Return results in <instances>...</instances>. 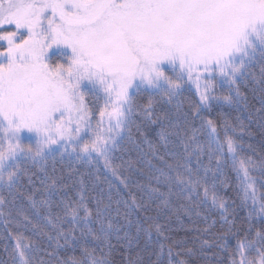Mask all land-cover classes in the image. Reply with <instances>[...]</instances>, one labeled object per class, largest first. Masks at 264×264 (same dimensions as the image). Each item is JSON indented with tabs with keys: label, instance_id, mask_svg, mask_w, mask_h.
Segmentation results:
<instances>
[{
	"label": "snow or ice",
	"instance_id": "1",
	"mask_svg": "<svg viewBox=\"0 0 264 264\" xmlns=\"http://www.w3.org/2000/svg\"><path fill=\"white\" fill-rule=\"evenodd\" d=\"M249 78L264 88V0H0V218L13 241L4 249L11 264H114L113 236L128 245L141 232L169 239L151 216L137 221L136 236L125 229L134 210L172 209L173 198L187 202L178 215L209 202L220 212L223 230L199 245L218 249L216 264H264V223H253L264 217L256 187L264 154L250 144L252 154L244 152L239 117L207 115L215 104L244 103ZM125 140L147 144L145 155L160 162L147 160L139 200L130 192L123 211L120 201L113 210L111 195L89 198L83 174L75 198L52 199L69 187L55 174L58 157L91 166L96 181L103 163L127 189L129 177L114 165ZM228 169L242 203L252 204L239 224L218 190L230 186ZM175 243H161L158 259L167 247V264H188L183 255L194 250L175 251ZM77 245L79 255L57 254Z\"/></svg>",
	"mask_w": 264,
	"mask_h": 264
},
{
	"label": "trees",
	"instance_id": "2",
	"mask_svg": "<svg viewBox=\"0 0 264 264\" xmlns=\"http://www.w3.org/2000/svg\"><path fill=\"white\" fill-rule=\"evenodd\" d=\"M252 71L259 75L260 65L257 63L253 66ZM241 92L244 93L246 100L244 103L239 105L228 106L224 104H215L211 113H207L211 118L218 119L221 114L226 115L229 119H235L239 117L240 120L244 122L246 127V134L242 136L244 142V152L246 154H252L248 149L247 145H252V148L256 150V153L264 154V88L261 85L254 83L251 78L241 83ZM185 95H189L185 93ZM252 119H249V116ZM154 128L156 126H153ZM158 131V128L156 129ZM247 133H250L247 134ZM150 140L155 141L157 137L153 132L149 136ZM182 150V149H181ZM148 153V145L140 144L139 146L134 142H129L125 140L122 144V150L114 154V165H119L118 175L129 177L128 184L129 187L126 189L118 179H116L110 171L104 169L103 163H99L97 167L99 168L100 181H96L94 175L91 173L94 169L89 165L74 164L70 162L67 157L63 161L59 159L56 160L55 168L56 175H62L64 177L62 183L69 185L68 189L64 192L58 193L52 197L54 201H59L61 197H73L75 198L77 190L79 188V178L80 174H83V179L87 186V195L90 199L102 197L107 201L109 195L112 197V207L113 210L116 208V202L120 201V208L123 211V201L129 200V193L135 195L139 200L142 193L135 187L137 183H147L148 175L152 171L147 160L152 159V163L159 166V161L151 156H146ZM161 153H164V149H161ZM171 157L165 155V159H170ZM259 159V156L254 157ZM135 162L133 168H129L126 161ZM75 166L79 170V173H73L69 175V171ZM49 172H52L51 161L49 162ZM228 176L230 177V186L227 189L219 188V194L225 196L229 201V210L232 213L229 219H235L236 223L239 224L244 220L249 209L252 207L251 201L249 200L247 205L243 204L241 201L242 192L237 185L239 181L236 178V174L231 169L227 170ZM259 176V173H255ZM37 184L39 182L37 181ZM111 186V187H110ZM257 196L260 197L264 195V180H257ZM195 199V198H194ZM144 200L147 201V197L144 196ZM181 204L187 205L184 200H176L173 198V208L157 210L155 203H149L147 211H133L130 219L132 224L128 226L125 230L131 235L136 236V224L137 221L143 223L145 218L151 216L158 220L161 224L166 225L165 235L169 238L164 240L163 237L157 235L156 232L151 233V238L149 239L147 235L143 232L139 234L131 243L127 244L125 240H117L115 236L112 238V243L115 245L113 250L112 259L114 264H127L128 258H134L138 260V264H167V247H165V254L157 257V253L160 251V244L165 245L173 244L175 251H181L182 249L192 248L194 250V255L188 256L183 255V258L188 261V264H216V256L214 253L218 252L215 247H205L203 251L200 250L201 240L207 239L211 241L214 238V234L219 233L223 230L222 226L224 221L220 218V212L217 209L211 207L210 202L200 204L197 208L192 206L191 215H184L180 213L176 214V209L180 207ZM18 207H24L27 209V201L22 199L17 200ZM199 212L200 215H196ZM207 217V220H205ZM213 221L215 223L213 224ZM42 222V221H41ZM253 223L260 225L264 223V217L254 218ZM205 227H209V232L204 233L200 231ZM124 230L121 231L120 235L123 236ZM25 235L31 237L33 240H38L41 246L48 251L52 250V246L49 245L46 239L36 236L31 231H25ZM63 243V241H61ZM90 247H94L95 243L91 240L87 241ZM234 243V241H233ZM13 241L7 236V231L4 227L3 220L0 218V264H11V260L7 252H5V246L11 248ZM79 246L65 247L58 250V255L61 257L67 255H79ZM41 256L44 253H40ZM45 259L48 257L45 256Z\"/></svg>",
	"mask_w": 264,
	"mask_h": 264
}]
</instances>
